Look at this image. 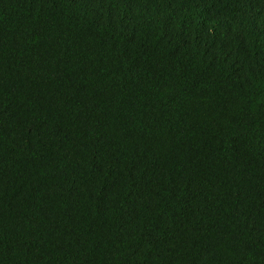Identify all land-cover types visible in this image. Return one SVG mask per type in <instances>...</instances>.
Segmentation results:
<instances>
[{"label":"trees","instance_id":"trees-1","mask_svg":"<svg viewBox=\"0 0 264 264\" xmlns=\"http://www.w3.org/2000/svg\"><path fill=\"white\" fill-rule=\"evenodd\" d=\"M0 264H264V0H0Z\"/></svg>","mask_w":264,"mask_h":264}]
</instances>
